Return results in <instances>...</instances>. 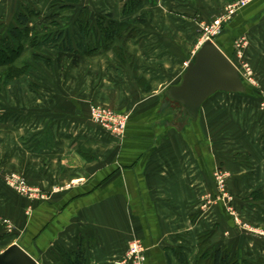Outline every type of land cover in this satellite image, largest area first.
<instances>
[{"label": "crops", "instance_id": "obj_1", "mask_svg": "<svg viewBox=\"0 0 264 264\" xmlns=\"http://www.w3.org/2000/svg\"><path fill=\"white\" fill-rule=\"evenodd\" d=\"M128 1L65 2L74 9L58 16L60 28L77 38L80 10H88L84 41L94 51L75 65L62 59L61 69L54 65L42 80L26 75L0 90V236L7 219L20 241L0 254L18 244L38 264H116L135 236L145 244L146 264H195L199 241L238 259H264V238L237 232L223 206L211 200L217 167L228 172V190L241 214L264 231V108L218 110L211 97L199 111L198 126L186 135L180 131L189 119L168 130L153 121L162 93L180 81L197 51L196 23L225 15L237 0H138L135 12L125 15ZM22 4L41 16L63 6L60 0H0V37ZM101 11L111 15L107 21L131 22L133 30L122 35L129 61L116 56V39L100 47ZM38 21L32 16L28 27L39 30ZM239 38L247 39L251 61L264 71V0H249L225 24L217 43L230 56ZM45 50L55 62V50ZM259 84L264 86V74ZM235 96L262 98L254 92ZM92 105L126 115L124 137L94 125ZM232 113L245 118L234 127L239 139L228 144L225 134L212 142V125L224 134ZM179 116L173 114L174 120ZM8 173L23 175L48 198L29 201L15 194L3 182Z\"/></svg>", "mask_w": 264, "mask_h": 264}, {"label": "trees", "instance_id": "obj_2", "mask_svg": "<svg viewBox=\"0 0 264 264\" xmlns=\"http://www.w3.org/2000/svg\"><path fill=\"white\" fill-rule=\"evenodd\" d=\"M72 1L77 2V0H60V4H63V6L57 7L56 10L45 16H41L40 13L30 10L27 4L20 5L14 18V24L9 27L7 34L0 38V70H5L0 75V90L3 87L5 88L8 83L17 85L19 79L26 75L36 80H42L50 76L47 71L53 69L54 65L57 66V70L61 69L60 63L62 59H66L71 65H75L80 56L89 55L94 51V49L92 50L93 46L90 44L87 45L84 41L88 37L87 33L90 32V25L87 21L89 16L88 10L85 8L80 10V20L76 21L74 28L78 32V35L75 34L77 38L69 34V28H66L67 30L60 28L61 24L64 25V23H59L57 18L61 13H71L69 10L74 9V7L65 5V2L73 3ZM32 16L39 17V30H36L35 27H28V22ZM102 19L99 18L96 21V25L101 33L102 45L100 43L101 41L99 44L105 49L112 45L115 39L121 38L123 31L125 29L127 30L128 26L125 23L116 21L102 23ZM50 27H53L55 31L50 32ZM75 30L73 31L76 32ZM223 30L224 27L222 32ZM216 44L218 45L217 40ZM45 48H53L55 50V62L50 58ZM95 48L99 47L95 46ZM115 52H117V48ZM23 53H27L28 58L22 61L19 66L16 59ZM121 58L119 59L121 60ZM31 85L33 87V83ZM248 89L253 93L249 87ZM8 118L9 115L6 119ZM2 120H0V123ZM9 120H15V115ZM210 249H212L210 264H229V253L222 252L216 248L210 247ZM75 264H79V260ZM244 264L248 263L245 262Z\"/></svg>", "mask_w": 264, "mask_h": 264}, {"label": "water", "instance_id": "obj_3", "mask_svg": "<svg viewBox=\"0 0 264 264\" xmlns=\"http://www.w3.org/2000/svg\"><path fill=\"white\" fill-rule=\"evenodd\" d=\"M250 94L247 80L240 74L229 56L214 42H203L181 74L180 81L168 86L162 93V102L155 110L153 121L168 129H177V123L186 119L189 125L180 131L186 135L198 126L199 111L213 95ZM173 114H179L174 120ZM0 264H38L20 245L13 244L0 254Z\"/></svg>", "mask_w": 264, "mask_h": 264}, {"label": "rangeland", "instance_id": "obj_4", "mask_svg": "<svg viewBox=\"0 0 264 264\" xmlns=\"http://www.w3.org/2000/svg\"><path fill=\"white\" fill-rule=\"evenodd\" d=\"M23 1H25V0H23ZM27 1H33V0H27ZM138 3H139L138 0H131V1L126 2L124 7L122 8L123 9L122 10L123 14L129 15L132 12H135L134 9H135L136 6H138L137 5ZM100 14L104 15V18L102 19L103 20L102 23H106L107 19L111 18V15H107V14H105V12L101 11ZM143 18L145 19L144 15L141 16L140 19H143ZM209 22L210 21H203V22H197L196 23V26H195L196 27V33H195L196 34V38H195V41H194L195 43L193 45L194 46L193 49L197 50L200 47L201 42L203 40V34L201 32V26L203 25V23H209ZM123 23H125V25L128 26L127 27L128 29L129 28L132 29L133 26L130 25L131 22L126 21V22H123ZM135 24H136V20H135ZM125 31H127V30L125 29L123 32H125ZM221 33H222V31H221ZM122 35H123V33H122ZM242 39L245 42V48H244L243 53L240 56L238 54H234V53H231L230 56L229 55L228 56H229L230 60L234 63L236 68H238L240 74H242L248 80V82H249L248 83V87L254 92V94H256L257 96H261L262 98L260 99V101H256L255 99H254L255 100L254 101L251 98H244V99L241 98L242 100H239V98L236 97L235 95L226 94V93H217V94L212 96V99L213 100L216 99V102H214V104H216L218 106V108H219L218 110L228 109L229 108V110L234 112V111H236V110H238L240 108L246 109L247 107H250V106L252 107V105H258L260 108H264V86H263V84H259V81L262 80L264 71L263 70H259V71L256 70L255 64L250 59L251 55H249V53L247 52V49L249 48L248 41H247L246 38H242ZM116 40H118L117 45H119L118 48H120V49L117 48V52H115L116 56L118 57V59L122 57L123 58V59L121 58L122 62H125V60L129 61L128 57L123 53V50H122V47L124 45V43L122 41V36H121V38L116 39ZM100 41H101L100 43L102 45L101 38H100ZM27 58H28V54L27 53H23V54H21L20 57H17L16 62H18L19 66H20L22 61L26 60ZM3 64H4V61H3ZM4 72H5V70H3V69L0 70V75H2ZM228 95H231V96H228ZM226 106L228 108H226ZM233 116H234V118H233ZM232 119L230 120L232 122V123H230V125H231L230 129H227L224 132V134H222V135H219L220 128H218V127L214 128V126L212 125V129L210 131L212 142L218 143L219 136H224L226 134L225 137L227 136V139H230L228 141V144H232V145L235 144V142L239 139V136L238 135L237 136L234 135V132H236V130H237L234 127H235V125H236V128H237V126L238 127L241 126V122L245 121V118H243V116L241 114H239V113H236V114L232 113ZM238 131L240 132L239 129H238ZM228 133H230L231 135L228 134ZM219 173L221 175H223L224 177H227V178L229 177L228 172L224 171L223 169H221V168L217 169V167H216V169H214V171L212 173V183H213V185L215 187V195H213L212 198H211L212 202L215 200V202L220 203L223 206V208L225 210V213L227 215V218L231 221L233 226L237 229V232H242L243 235H250V236L252 235V236H257V237H260V238H264V231L259 229L258 227L253 226L251 221L248 220V219H245L243 214H241V211H240L241 209H239V206H238V203H237V199H235V197L228 190L227 178L225 179L226 182H225V187H224V190H225V193H226L227 197H219L220 196L219 194L221 192L219 193L218 184H217L218 181L215 179L216 178L215 175L219 174ZM9 174H11V173H8V174L4 175V178L7 175H9ZM4 178H3V182H4ZM4 184H5V182H4ZM6 187H8V186H6ZM208 203H209V200H208ZM230 210L234 214L232 212H230ZM5 220L9 221L7 219L2 220V225L1 226L3 228L2 229V231H3L2 233L3 234L0 236V250L5 248L7 245H9L12 242L18 241L17 235H16V237H13V235H12V234H15V233L11 234V232H8V229H10L11 231L13 229H12V227L10 228V227H8L7 224L3 223V221H5ZM243 225H248L249 229L248 230L245 229L243 227ZM10 239H13V240H10ZM134 240H138L141 243L142 247L144 248V254H145V257H146L147 256V254H146L147 251H146V247H145L144 242L142 241L141 238L135 237V236L132 237V239L129 241L127 249H126L124 254H126L130 244ZM18 242H20V241H18ZM21 242L25 243V241H21ZM197 248H198V251H197L196 255H197L198 260L195 261L196 264H210V260H211L210 256L212 254V251H211L212 249H210V247H207L206 241H199V243L197 245ZM211 248H214V247H211ZM226 252L229 253V258H230L229 264H234V263L244 264L245 262H247L248 264H264V259L263 258H261L262 260L259 259L258 261L254 260L253 262H249V261H247L245 259H240L241 257L239 259L237 257H232V255H231V253L229 251H226ZM243 256H244V254H243Z\"/></svg>", "mask_w": 264, "mask_h": 264}, {"label": "built area", "instance_id": "obj_5", "mask_svg": "<svg viewBox=\"0 0 264 264\" xmlns=\"http://www.w3.org/2000/svg\"><path fill=\"white\" fill-rule=\"evenodd\" d=\"M248 3L249 0H237L227 6V8L225 9V15L217 17L209 23H203V25L201 26V32L203 34V40L201 44L207 40L216 43L217 38L221 34L223 26L228 21H230V19L233 17V15H235L237 11L245 8ZM232 48L233 53L238 54L240 56L245 48L244 40L242 38L236 39L233 42ZM89 118L94 125L102 129L105 133L111 135L112 137L118 139L124 137L128 122V118L126 115L118 113L109 107L101 105H92L89 109ZM215 177V179L218 181L217 184L219 193L221 192L219 194V197H227L224 190L226 182L225 179L227 177H224L220 173L216 174ZM4 182L5 185L8 186L15 194L24 197L29 201H42L48 198L47 193L37 187L29 185L26 178L21 174L11 173L4 178ZM57 190L58 189L55 187L53 189V192ZM230 212L232 211L230 210ZM3 223L7 224L8 227L11 228L10 221L5 220L3 221ZM243 227L247 230L249 229L248 225H243ZM8 232H11V230L8 229ZM116 264H146L144 248L142 247L141 243L138 240H134L130 244L126 254H124L120 262Z\"/></svg>", "mask_w": 264, "mask_h": 264}]
</instances>
